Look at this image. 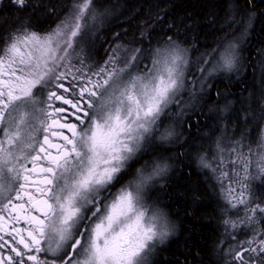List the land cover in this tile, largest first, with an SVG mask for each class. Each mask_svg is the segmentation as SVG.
Masks as SVG:
<instances>
[{
    "label": "snow or ice",
    "instance_id": "6c2138e0",
    "mask_svg": "<svg viewBox=\"0 0 264 264\" xmlns=\"http://www.w3.org/2000/svg\"><path fill=\"white\" fill-rule=\"evenodd\" d=\"M102 15L94 0H71L50 31L22 25L0 39V264H149L174 230L147 203L167 160L132 173L133 163L150 145L175 141L161 118L173 105L183 113L185 92L203 90L216 71L238 70V43L225 38L210 67V54L198 58L200 76L171 36L147 53L116 45L90 65L83 37ZM198 165L226 205L228 264H264V201L251 191L264 177V128L255 147L218 140ZM240 206L243 216L233 219L229 212ZM241 227L247 238L236 240Z\"/></svg>",
    "mask_w": 264,
    "mask_h": 264
},
{
    "label": "trees",
    "instance_id": "16d2710c",
    "mask_svg": "<svg viewBox=\"0 0 264 264\" xmlns=\"http://www.w3.org/2000/svg\"><path fill=\"white\" fill-rule=\"evenodd\" d=\"M94 2L103 15L95 23L93 35L87 38L88 57L98 63L116 45L137 47L147 53L165 43L169 36L189 49L192 59L210 54L211 61L225 38L242 37L241 33L250 23L249 38L240 50L239 72L210 80L205 92L197 96L196 104L181 120L175 121V128L182 125L183 133L166 146L150 145L139 159L141 163L144 158L151 162L163 157L171 167L154 194L156 204L169 215L177 234L160 249L153 264H228L231 258L226 255L227 248L234 241L225 233L226 205L212 175L198 165V156L209 153L207 139L208 143H214L224 134L249 138L263 126L260 124L264 105L256 107L254 99L262 98L260 86L264 80V0ZM70 3L71 0H28V6L21 10L12 0H0V39L22 25L38 31L54 28L68 12ZM189 68L197 74L195 63ZM191 95L185 92L183 98L190 99ZM171 116L170 112L162 120ZM255 185L259 190L255 199L259 201L264 195V178ZM229 215L237 218L234 210ZM241 228L235 232L236 240L246 239V232Z\"/></svg>",
    "mask_w": 264,
    "mask_h": 264
},
{
    "label": "rangeland",
    "instance_id": "374dc122",
    "mask_svg": "<svg viewBox=\"0 0 264 264\" xmlns=\"http://www.w3.org/2000/svg\"><path fill=\"white\" fill-rule=\"evenodd\" d=\"M94 26H95V24L93 25V31L91 32V33H89L88 35H85L84 37H83V47H84V55H85V57H86V62L88 63V64H91V65H99V64H102L103 62H101V63H98V62H93V61H90V58L88 57V55H89V50H90V45H89V43H88V41H87V38L90 36H92L93 35V33H94ZM56 27V26H55ZM54 27V28H55ZM51 29H53V28H51ZM51 29H49L48 31H50ZM250 29H251V25H250V23H248L247 24V26L244 28V31L241 33V34H243L242 35V37L241 36H239V37H237V39H235V41L238 43V52H239V61H238V70H236V71H232V72H224V71H216V72H214L212 75H210V76H207L206 77V80L204 81V83H205V87L203 88V90H199V89H197L196 91H195V93L194 94H192L190 97V99L188 98L187 100H185L186 98H183V101L185 100V102H183L182 101V105H183V113L182 114H180L181 113V109L180 108H178V107H175V108H173L175 105H173V106H171V109L173 110V113H172V111L170 110V112H171V114H172V116L169 118V117H166L165 119H164V126L165 127H172V128H174L175 129V132L177 133V136H179L180 134H182L183 133V128H182V125H177L176 126V128H175V121H177L179 118V120H181V117H183V115L185 114V112L186 111H188L189 109H191L195 104H196V100H197V96L200 94V93H203V92H205V90H206V87H208L207 85H208V82L210 81V80H214V79H217L216 77L217 76H219V75H221V76H223V75H226V76H231V75H234L235 73H237V72H239V70H240V63H241V54H240V50H241V47H242V45H243V43L244 42H246V40L249 38V34H250ZM234 37L235 36H233V38L231 39H229V40H233L234 39ZM165 43H163V44H161L160 46H157L156 48H158V47H161V46H163ZM184 47V46H183ZM125 48H129V47H125ZM134 48H137V47H131L130 49H134ZM185 48V47H184ZM155 49V48H154ZM187 49V48H186ZM222 49V48H221ZM220 49V50H221ZM189 50V49H188ZM219 50V51H220ZM219 51H218V53H219ZM217 53V54H218ZM216 54V55H217ZM216 57V56H215ZM214 57V58H215ZM198 58H200V57H196L195 59H192V57H191V52H190V50H189V66H190V64L193 62V63H195V66L196 67H198V64L196 63V61L198 60ZM107 59V58H106ZM105 59V60H106ZM147 61V59H144L143 60V62H142V64H141V68L143 69L144 68V66L145 65H148L149 64V62L147 63L146 62ZM212 65V60L211 61H209V64H208V67H210ZM201 74L200 73H198L197 72V74H196V76H200ZM261 91H262V98H259V97H255V102H257L256 103V107H258V105L260 106V105H264V80L261 82ZM163 118V117H162ZM260 125H263L261 128H264V117H263V119H262V123L260 124ZM178 128H179V131H178ZM261 128H260V130H258L257 131V133H256V135L255 134H251L250 136H249V138L247 137H244V136H242V135H240V139L241 138H243V141L246 143L247 141H248V143H251L252 145H253V147H255V144H256V142L258 141V139L260 138V136H261ZM176 136V137H177ZM234 140H239V138H237V136H235V134H231V135H227V134H224L223 136H222V139L221 138H219V141L222 143V144H227V143H229L230 141H234ZM209 142V140L207 139L206 140V142H205V144L207 145V148H208V152L209 153H207L208 155H209V157H211L213 154H214V151H215V146H216V142H211V143H208ZM154 145H158V146H160V145H162V144H160L159 142H156V143H154ZM162 146H166V144H163ZM211 155V156H210ZM151 157V156H150ZM149 158H144L143 159V161L141 162V163H133V168L131 169V171H132V173H134L135 172V170L137 169V168H140V167H142L144 164H145V162H148L147 160H148ZM155 159H159V158H155ZM137 166V167H136ZM136 167V168H135ZM134 168H135V170H134ZM171 167H169V170L167 171V173L166 174H164L163 176H160V177H157L152 183H151V185L148 187V189H147V203L150 205V211H151V209L152 208H158V209H160L163 213H164V215L166 216V218H167V221L169 222V225L170 226H173V229L174 230H172L171 232H170V234L167 236V238L164 240V242L163 243H158L157 244V246H156V248H155V250H154V252H152V254L149 256V264H153V263H155V261H156V256L159 254V251H160V249H162L163 247H165L167 244H169V242L170 241H172L175 237H176V229H175V227H174V225L172 224V222H171V219L169 218V215L164 211V210H162L157 204H156V200H155V198H156V192H157V190H158V186H160V184L162 183V181H163V179L170 173V169ZM205 170H207V169H205ZM208 171V170H207ZM263 178L264 177H262V178H259V179H256V180H253V181H251V191H252V193H253V196H254V198H256L258 195H257V193H258V188H257V185H255L256 183H258V182H262V180H263ZM253 186V187H252ZM154 193H156V194H154ZM261 197V198H260ZM259 197V201H264V195H262V196H260ZM236 212H239V214H240V216L242 217L243 216V206H240L238 209H236V210H234V213H236ZM235 215V214H234ZM236 216V215H235ZM237 217V216H236ZM238 218V217H237ZM236 218V219H237ZM244 232H246V230L244 229V228H241ZM238 231V230H237ZM236 231V232H237ZM237 238V237H236ZM246 238H247V236H246ZM221 245H224V241H222V243H221ZM158 257V256H157ZM229 261H231V259L230 260H228V262ZM228 262H226V263H228Z\"/></svg>",
    "mask_w": 264,
    "mask_h": 264
},
{
    "label": "bare ground",
    "instance_id": "6f19581e",
    "mask_svg": "<svg viewBox=\"0 0 264 264\" xmlns=\"http://www.w3.org/2000/svg\"><path fill=\"white\" fill-rule=\"evenodd\" d=\"M59 18V17H58ZM48 25V24H47ZM46 30V29H45ZM151 32V31H150ZM97 39V38H96ZM99 39V38H98ZM99 41H100V39H99ZM136 43V42H135ZM107 44V43H106ZM128 44V43H127ZM114 46V45H113ZM105 47V46H104ZM104 47H103V49H104ZM103 52V51H102ZM106 52V51H105ZM102 54V53H101ZM101 56H103V55H101ZM105 61V60H104ZM248 63V62H247ZM91 65V64H90ZM199 66V65H198ZM196 74V73H195ZM263 78V77H262ZM239 79V78H238ZM234 87V86H233ZM255 101V100H254ZM257 103V102H256ZM256 106V105H255ZM206 110V109H205ZM262 119V118H261ZM249 122V121H248ZM256 124V123H255ZM256 135V134H255ZM203 144V143H202ZM171 164V163H170ZM259 194V193H258ZM261 198V197H260ZM240 234V233H239ZM223 238V237H222ZM231 258V257H230ZM228 259H229V257H228Z\"/></svg>",
    "mask_w": 264,
    "mask_h": 264
}]
</instances>
